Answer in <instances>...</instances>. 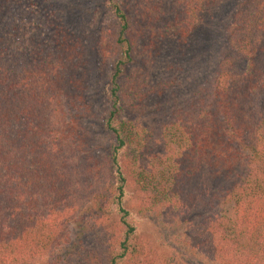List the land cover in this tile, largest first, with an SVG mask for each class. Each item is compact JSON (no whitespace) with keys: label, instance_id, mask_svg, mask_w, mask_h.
Listing matches in <instances>:
<instances>
[{"label":"trees","instance_id":"trees-1","mask_svg":"<svg viewBox=\"0 0 264 264\" xmlns=\"http://www.w3.org/2000/svg\"><path fill=\"white\" fill-rule=\"evenodd\" d=\"M231 1L108 0L73 32L0 0V264H184L137 212L197 264H264V0Z\"/></svg>","mask_w":264,"mask_h":264},{"label":"rangeland","instance_id":"rangeland-1","mask_svg":"<svg viewBox=\"0 0 264 264\" xmlns=\"http://www.w3.org/2000/svg\"><path fill=\"white\" fill-rule=\"evenodd\" d=\"M33 5V8L39 14H44L46 12H52L64 23L68 30L76 32L79 28H92L97 24L101 23L106 16H108L107 11V2L108 0H29ZM232 1L230 0V4ZM229 4V5H230ZM232 6V4L230 5ZM224 11L220 13H213L208 11L201 15L200 24L196 31L195 39L198 37L201 42H203L208 49H205V54L201 60H207L212 54L215 53L216 44L207 45V36L214 37V28L218 26V21L220 16L223 15ZM212 14L214 18L210 15ZM218 17V18H217ZM212 33V35H211ZM214 39V38H213ZM212 40V39H211ZM210 40V41H211ZM217 40V39H214ZM213 40V41H214ZM217 42V41H216ZM198 48V47H197ZM198 50H201L198 48ZM203 50V49H202ZM201 50V52H203ZM210 51V53H209ZM195 53H197L195 51ZM210 55V56H209ZM209 56V57H208ZM191 62L195 59L190 56ZM194 72L184 71L180 73L184 74L185 79L192 78ZM192 76V77H191ZM104 90V88H103ZM90 92V91H89ZM90 94L97 95L96 92H90ZM69 147V146H68ZM74 205L73 213L76 215L79 212L80 206ZM130 220L135 225L138 235L146 240L155 248L159 253L172 255L174 254L178 257L184 264H197L190 258L182 256V253L178 250L177 245L174 242V239L177 238V231L175 228H172L170 225L163 222L161 218L156 216V214H146L141 215L137 213L130 214ZM69 227V226H68ZM72 228V225L71 227ZM74 230V229H73ZM181 233V232H180ZM72 234V233H71ZM71 238L73 236L71 235ZM51 259L48 256H44L41 260L38 261V264H49Z\"/></svg>","mask_w":264,"mask_h":264}]
</instances>
